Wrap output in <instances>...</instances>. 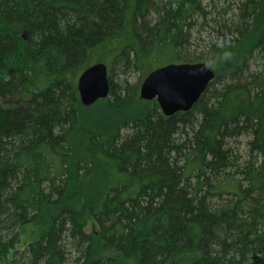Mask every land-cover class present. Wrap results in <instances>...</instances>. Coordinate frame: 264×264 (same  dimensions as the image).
Listing matches in <instances>:
<instances>
[{
    "label": "trees",
    "instance_id": "16d2710c",
    "mask_svg": "<svg viewBox=\"0 0 264 264\" xmlns=\"http://www.w3.org/2000/svg\"><path fill=\"white\" fill-rule=\"evenodd\" d=\"M200 62L190 112L139 100ZM0 264H264V0H0Z\"/></svg>",
    "mask_w": 264,
    "mask_h": 264
},
{
    "label": "water",
    "instance_id": "95a60500",
    "mask_svg": "<svg viewBox=\"0 0 264 264\" xmlns=\"http://www.w3.org/2000/svg\"><path fill=\"white\" fill-rule=\"evenodd\" d=\"M216 74L206 63L169 64L153 70L144 78L140 99L156 101L162 113L171 117L190 112L201 100ZM81 104L94 105L110 94V72L105 63L86 68L78 78Z\"/></svg>",
    "mask_w": 264,
    "mask_h": 264
},
{
    "label": "rangeland",
    "instance_id": "374dc122",
    "mask_svg": "<svg viewBox=\"0 0 264 264\" xmlns=\"http://www.w3.org/2000/svg\"><path fill=\"white\" fill-rule=\"evenodd\" d=\"M105 64H106V63H105ZM207 65H208V64H207ZM165 66H166V65H165ZM162 67H164V66H162ZM159 68H161V67H159ZM109 71H110V70H109ZM215 74H216V73H215ZM112 79H113L114 81H116V78H115V77H113ZM137 81H138V78L135 77V78L132 79L131 82L135 85V82H137ZM142 82H143V81H141V83L139 84L140 87H141ZM140 87H139V100H140V101H143V102H147V101H144V100H141V99H140ZM99 101H100V100H99ZM97 102H98V101H97ZM97 102H96V103H97ZM96 103H95V104H96ZM95 104H94V105H95ZM135 105H137V102L135 103ZM82 106H83V108H85V109H88V108L93 107V105H91V106H84L83 104H82ZM247 141H248V140H247L246 138H243V139L240 140V142L242 143V144L240 145V147H241V149H242L243 152H245V150H246V144H247L246 142H247ZM93 223H94V222H92L91 220L89 221L88 226H87V229H88L89 231H91V230L93 229ZM32 231H34V228H33V227H28V228H26V230H25V232H24V234H25L24 236L26 237V235L29 234V233L32 232Z\"/></svg>",
    "mask_w": 264,
    "mask_h": 264
},
{
    "label": "bare ground",
    "instance_id": "6f19581e",
    "mask_svg": "<svg viewBox=\"0 0 264 264\" xmlns=\"http://www.w3.org/2000/svg\"><path fill=\"white\" fill-rule=\"evenodd\" d=\"M158 105V104H157Z\"/></svg>",
    "mask_w": 264,
    "mask_h": 264
}]
</instances>
